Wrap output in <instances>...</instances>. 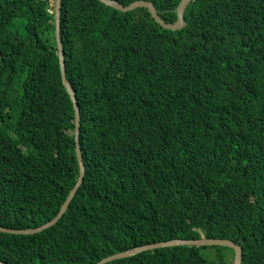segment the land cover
Instances as JSON below:
<instances>
[{
	"label": "trees",
	"instance_id": "1",
	"mask_svg": "<svg viewBox=\"0 0 264 264\" xmlns=\"http://www.w3.org/2000/svg\"><path fill=\"white\" fill-rule=\"evenodd\" d=\"M128 6L136 0H117ZM174 23L181 0H148ZM50 0H0V226L53 220L80 170ZM186 27L146 7L62 0L83 184L33 234L0 231L7 264H96L173 239H228L264 264V0H191ZM174 246L106 264H233Z\"/></svg>",
	"mask_w": 264,
	"mask_h": 264
},
{
	"label": "water",
	"instance_id": "2",
	"mask_svg": "<svg viewBox=\"0 0 264 264\" xmlns=\"http://www.w3.org/2000/svg\"><path fill=\"white\" fill-rule=\"evenodd\" d=\"M100 1H102L103 3H105L108 6H113L117 9L122 10V11H130V10L135 9L137 7H146L149 9V11H150L152 17L155 19V21L158 24H160L163 28L170 29V30H180V29L185 28L187 25L185 18H184V14H185L186 7L191 0H181L180 4L178 5V8H177L178 18L174 23H169V22L165 21L158 14L154 4L148 0H136L132 3H130L128 6H125L121 3H119L117 0H100ZM61 4H62V0H56L55 1V20H56V34H57V40H58V54H59V62H60V66H61L62 81L66 87V90L70 94L71 99L74 102V107L76 110L74 131H75V140H76V153H77V158H78V162H79L80 174H79L76 185L70 191V193H69L66 201L62 205L59 213L56 215V217L53 220H51L48 223L44 224L43 226H40L37 228L13 229V228L0 226L1 232H10V233H16V234H33V233L41 232L45 228L55 224L64 215V213L66 212V210L69 207V204L74 199L77 191L79 190V188L81 187V185L83 184V181H84L86 166H85L84 157L82 154V148H81V144H80V140H79L80 131H81V129H80V109L78 106L79 104L77 103L78 101H77L76 93H75L70 81L67 79V72H66V66H65V63H66L65 52H64L62 40H61ZM183 245H190V246H207V245L228 246V247H231L235 250V258H234L233 264H241V261H242V255H243L242 248H241V246L236 244L234 241L228 240V239H219V238L209 239V238L202 237L200 239H195V240H193V239H173L170 241L156 242V243H150V244L138 246V247H135L131 250L119 252V253L113 254L111 256H108L96 264H106V263H109L113 260L121 259L124 257H130V256H133V255L138 254V253L143 252V251H150V250H154V249L162 248V247H174V246H183ZM0 264H7V263L0 261Z\"/></svg>",
	"mask_w": 264,
	"mask_h": 264
},
{
	"label": "built area",
	"instance_id": "3",
	"mask_svg": "<svg viewBox=\"0 0 264 264\" xmlns=\"http://www.w3.org/2000/svg\"><path fill=\"white\" fill-rule=\"evenodd\" d=\"M54 5H55V0H50V6H49V9H48V11L50 12V13H54Z\"/></svg>",
	"mask_w": 264,
	"mask_h": 264
},
{
	"label": "clouds",
	"instance_id": "4",
	"mask_svg": "<svg viewBox=\"0 0 264 264\" xmlns=\"http://www.w3.org/2000/svg\"><path fill=\"white\" fill-rule=\"evenodd\" d=\"M56 1V0H55ZM54 14H55V5H54Z\"/></svg>",
	"mask_w": 264,
	"mask_h": 264
},
{
	"label": "rangeland",
	"instance_id": "5",
	"mask_svg": "<svg viewBox=\"0 0 264 264\" xmlns=\"http://www.w3.org/2000/svg\"><path fill=\"white\" fill-rule=\"evenodd\" d=\"M53 1V0H52ZM56 36H57V34H56ZM57 44H58V40H57Z\"/></svg>",
	"mask_w": 264,
	"mask_h": 264
}]
</instances>
